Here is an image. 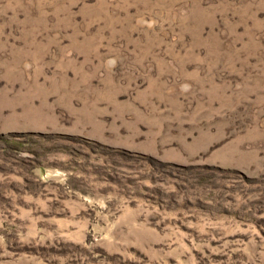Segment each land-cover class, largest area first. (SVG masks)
Masks as SVG:
<instances>
[{"label":"rangeland","instance_id":"374dc122","mask_svg":"<svg viewBox=\"0 0 264 264\" xmlns=\"http://www.w3.org/2000/svg\"><path fill=\"white\" fill-rule=\"evenodd\" d=\"M0 264H264V0H0Z\"/></svg>","mask_w":264,"mask_h":264}]
</instances>
